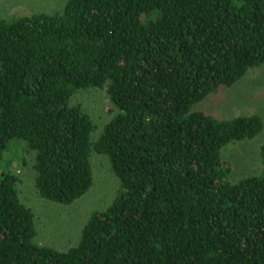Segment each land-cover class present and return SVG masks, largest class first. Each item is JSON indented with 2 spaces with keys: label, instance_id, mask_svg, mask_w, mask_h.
I'll list each match as a JSON object with an SVG mask.
<instances>
[{
  "label": "trees",
  "instance_id": "1",
  "mask_svg": "<svg viewBox=\"0 0 264 264\" xmlns=\"http://www.w3.org/2000/svg\"><path fill=\"white\" fill-rule=\"evenodd\" d=\"M253 68L264 0H57L0 17V264H264V142L256 173L234 180L224 159L264 119L198 107ZM83 92L108 103L101 127ZM96 156L112 198L74 245H49L27 182L74 206Z\"/></svg>",
  "mask_w": 264,
  "mask_h": 264
},
{
  "label": "rangeland",
  "instance_id": "2",
  "mask_svg": "<svg viewBox=\"0 0 264 264\" xmlns=\"http://www.w3.org/2000/svg\"><path fill=\"white\" fill-rule=\"evenodd\" d=\"M57 0H0V17L12 15H30L48 10ZM102 94L83 92L77 96L90 112L96 126L101 127L110 117L108 103ZM198 107L219 118H232L241 114L259 113L264 119V69L253 68L232 87L222 88L198 104ZM264 142L263 131L254 139L239 144H230L224 152V159L230 166V177L238 179L256 173L260 169L259 147ZM95 171L94 187L79 199L74 206H58L53 202L37 198L30 182L26 184L24 194L36 202L35 213L44 214L39 223L40 237L49 245L66 249L79 240L80 229L89 212L97 205L105 206L116 190V180L110 172L107 160L96 156L92 159ZM39 206V208H38ZM96 206V207H97ZM49 223H46L48 222ZM65 248H60L64 247Z\"/></svg>",
  "mask_w": 264,
  "mask_h": 264
}]
</instances>
